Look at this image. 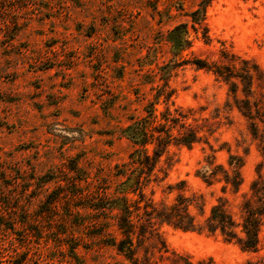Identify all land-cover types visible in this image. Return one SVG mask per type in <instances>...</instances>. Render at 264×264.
Listing matches in <instances>:
<instances>
[{"label": "rangeland", "instance_id": "1", "mask_svg": "<svg viewBox=\"0 0 264 264\" xmlns=\"http://www.w3.org/2000/svg\"><path fill=\"white\" fill-rule=\"evenodd\" d=\"M202 1L0 0V224L13 228L0 226V264H130L108 245L120 237L113 216L88 207L120 183L118 169L134 150L123 130L146 114L166 64L172 101L202 139L191 149L171 146L146 195L158 207L194 197L204 212L195 204L190 212L201 226L226 198L240 220L263 161L264 0H211V42L190 29L193 47L174 57L168 35L191 26ZM223 49L263 72L254 81L256 132L224 81L191 64L174 67L196 58L223 63ZM232 157L243 161V184L224 193L221 176L210 174L231 170ZM103 216L105 232L94 221ZM154 229L139 255L156 264H264V222L255 253L220 234L159 222Z\"/></svg>", "mask_w": 264, "mask_h": 264}, {"label": "trees", "instance_id": "2", "mask_svg": "<svg viewBox=\"0 0 264 264\" xmlns=\"http://www.w3.org/2000/svg\"><path fill=\"white\" fill-rule=\"evenodd\" d=\"M211 0H204L191 15L189 23L177 25L168 35V43L174 51V57H180L184 52L193 47L190 29L195 35L201 37L207 44L211 42L207 26V9ZM223 63L210 62L203 59L192 61H177L174 67L191 64L199 70H207L218 79L230 86V92L234 96L237 109L251 122L256 132L255 114L253 107L259 109L253 103L254 81L262 75L258 65L228 52L226 49L220 55ZM181 60V59H180ZM171 64H166L162 69V80L158 86L154 100L145 107V115L133 121L123 130L126 138L133 145V152L129 160L118 169L121 177L114 193L110 198L99 201L93 207H88L94 215H111L117 226L119 238H111L108 245L113 247L130 264H156L149 255L140 257V250L144 246L147 237L156 235L154 226L157 222L167 224L185 232H207L211 235L220 234L225 241L234 242L244 252H257L260 244V232L264 222V147L262 148L263 161L257 170L258 178L251 185V197L241 204V218L238 221L231 212L226 198H220L211 209V214L203 226L199 225L190 212V207L204 212L203 204L195 203L194 197H185L179 194L171 206L158 207L157 204L146 195V189L151 185L157 172V168L173 145L191 149L201 141L200 131L189 124L190 114L181 108L175 107L172 101L174 90L171 89L168 76L172 72ZM170 77V76H169ZM241 87V89H240ZM245 98L240 99L239 93ZM164 105L165 110L158 112V106ZM255 135V133H253ZM231 170L217 166L210 174L211 178L221 176L224 182L223 192L230 189L238 193L242 184L243 161L231 158ZM213 165V163H210ZM206 183L210 178L203 176ZM51 182V181H49ZM58 198L49 196L48 204H57ZM104 228L109 217L95 219ZM8 230L12 227H6ZM147 229H151L146 231ZM159 235V234H157ZM105 236V235H104ZM166 248V244L162 242ZM178 256V255H176ZM183 258V257H179ZM185 264H192L188 261ZM251 264V263H248Z\"/></svg>", "mask_w": 264, "mask_h": 264}]
</instances>
